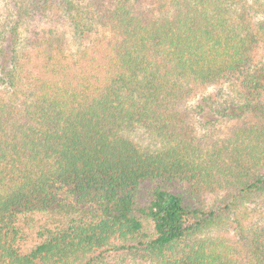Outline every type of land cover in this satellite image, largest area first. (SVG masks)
<instances>
[{
    "label": "trees",
    "instance_id": "1",
    "mask_svg": "<svg viewBox=\"0 0 264 264\" xmlns=\"http://www.w3.org/2000/svg\"><path fill=\"white\" fill-rule=\"evenodd\" d=\"M13 6L0 264H264V0Z\"/></svg>",
    "mask_w": 264,
    "mask_h": 264
},
{
    "label": "rangeland",
    "instance_id": "2",
    "mask_svg": "<svg viewBox=\"0 0 264 264\" xmlns=\"http://www.w3.org/2000/svg\"><path fill=\"white\" fill-rule=\"evenodd\" d=\"M17 1H20V0H0V14L6 15L8 12L7 7L8 6L14 7L13 5H15V3ZM218 88L219 87H217V86L212 87L209 90H207L205 94L213 93L216 90H218ZM11 90L12 89H11L10 85L6 81H3L2 79H0V92H6L7 93V92H10ZM224 90H225L226 95H230L232 98L234 96H236L237 92H235L233 87L226 85ZM225 93H224V95H225ZM202 96L203 95H200L199 97L194 98L192 100V104H197V103L201 102ZM207 110L210 111L209 106H208ZM211 119L214 120L218 130H225V128H227V125L230 122L229 117L226 119L225 117H223L217 113H214V115H212Z\"/></svg>",
    "mask_w": 264,
    "mask_h": 264
}]
</instances>
